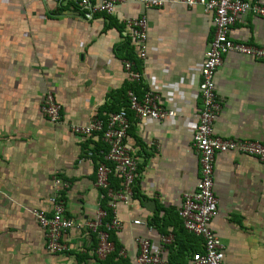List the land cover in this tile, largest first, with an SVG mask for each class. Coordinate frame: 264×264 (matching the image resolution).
I'll return each instance as SVG.
<instances>
[{
	"label": "crops",
	"instance_id": "0c3cea01",
	"mask_svg": "<svg viewBox=\"0 0 264 264\" xmlns=\"http://www.w3.org/2000/svg\"><path fill=\"white\" fill-rule=\"evenodd\" d=\"M181 1L148 7L126 0L106 14L86 11L79 0H0V264H138V238L159 248L169 264H191V255L203 251L178 209L199 179L192 139L214 22L201 5ZM139 16L147 19L144 58L126 23ZM229 37L264 46V18L241 15ZM214 82L220 104L214 134L264 143V60L228 52ZM48 90L61 103L57 122L40 110ZM147 90L173 114L139 119L128 112L124 144L138 163L137 178L129 202L115 208L122 221L109 234L115 250L102 259L93 251L97 234L85 222L107 208L95 185L107 146L99 133L78 135L70 125L105 120L127 104L129 91ZM120 182L110 177L112 187ZM213 190L218 214L210 226L224 246V263L264 264V161L236 150L216 153ZM53 196L71 220L62 237L68 250L56 254L46 250L32 214L51 215Z\"/></svg>",
	"mask_w": 264,
	"mask_h": 264
},
{
	"label": "built area",
	"instance_id": "2783aa9c",
	"mask_svg": "<svg viewBox=\"0 0 264 264\" xmlns=\"http://www.w3.org/2000/svg\"><path fill=\"white\" fill-rule=\"evenodd\" d=\"M126 0H79L82 8L88 12H102L111 14L116 3ZM148 7L161 6L164 0H140ZM188 6L199 4L205 12L212 13L214 32L201 69L199 91L202 97V108L198 114V123L193 135L192 144L199 156V179L191 193H185L178 215L185 229L202 238L204 249L191 255V264H225L224 246L210 226L211 220L218 214V200L213 190V174L215 155L218 152L236 150L245 155L256 157L264 161V143L245 139H223L213 132V122L220 109L217 100L214 75L221 64L222 57L234 51L255 59L264 60V46L249 45L237 42L229 37V30L237 19L246 13L264 18V3L249 0H182ZM130 26L132 37L139 46V55H146L145 40L147 19L145 16L132 17L126 20ZM131 62H125V69L132 79L139 81L141 76L130 71ZM159 95L154 91H144L138 95L128 92V101L117 111L112 112L105 120L93 117L83 124L72 123L70 129L78 135L99 133L107 150L103 153L104 161L96 166L95 185L101 188L100 198L106 199L107 208L98 207L92 219L85 222L87 228L97 234V244L94 253L99 258H105L115 250L114 243L109 238L112 230L119 229L122 221L115 217V208L119 203H128L133 195V188L137 178L138 163L133 158L130 148L124 144L129 125L128 112H133L139 119H160L171 116L173 112L160 106ZM61 105L56 101L52 90L46 91L42 99L40 110L52 122L61 117ZM90 155L91 152H88ZM120 177V186L110 185L111 176ZM53 204L51 215L41 210H32L39 226L43 229L46 250L56 254L68 250V245L62 237L71 226V220L65 215V206L54 196L50 198ZM111 218L106 221L108 213ZM140 224V220H132ZM162 241L168 237L162 236ZM139 252L136 256L138 264H169L162 257L159 248H152L149 241L138 238ZM122 253V252H121Z\"/></svg>",
	"mask_w": 264,
	"mask_h": 264
},
{
	"label": "rangeland",
	"instance_id": "374dc122",
	"mask_svg": "<svg viewBox=\"0 0 264 264\" xmlns=\"http://www.w3.org/2000/svg\"><path fill=\"white\" fill-rule=\"evenodd\" d=\"M57 102H59L58 100H57ZM59 104L61 105V103L59 102Z\"/></svg>",
	"mask_w": 264,
	"mask_h": 264
},
{
	"label": "trees",
	"instance_id": "16d2710c",
	"mask_svg": "<svg viewBox=\"0 0 264 264\" xmlns=\"http://www.w3.org/2000/svg\"><path fill=\"white\" fill-rule=\"evenodd\" d=\"M109 234H111V233H109Z\"/></svg>",
	"mask_w": 264,
	"mask_h": 264
}]
</instances>
